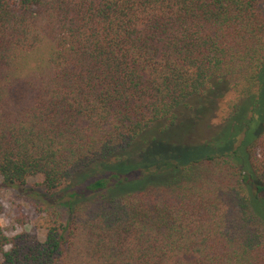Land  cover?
I'll list each match as a JSON object with an SVG mask.
<instances>
[{
  "label": "trees",
  "instance_id": "16d2710c",
  "mask_svg": "<svg viewBox=\"0 0 264 264\" xmlns=\"http://www.w3.org/2000/svg\"><path fill=\"white\" fill-rule=\"evenodd\" d=\"M36 176L0 264H264V0H0V188Z\"/></svg>",
  "mask_w": 264,
  "mask_h": 264
},
{
  "label": "rangeland",
  "instance_id": "374dc122",
  "mask_svg": "<svg viewBox=\"0 0 264 264\" xmlns=\"http://www.w3.org/2000/svg\"><path fill=\"white\" fill-rule=\"evenodd\" d=\"M238 139H233L231 143H237ZM207 151V148L194 149L188 156H198L191 161L198 160L207 155H212L204 154ZM41 180L40 176L31 178L25 190L0 188V228L6 235L13 236L27 232L40 240L43 239L44 229L49 220L46 206H51L53 203L47 201V195L44 193L29 191ZM47 210H51V208Z\"/></svg>",
  "mask_w": 264,
  "mask_h": 264
}]
</instances>
